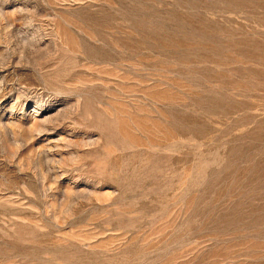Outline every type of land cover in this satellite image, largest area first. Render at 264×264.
Returning a JSON list of instances; mask_svg holds the SVG:
<instances>
[{
  "label": "rangeland",
  "instance_id": "1",
  "mask_svg": "<svg viewBox=\"0 0 264 264\" xmlns=\"http://www.w3.org/2000/svg\"><path fill=\"white\" fill-rule=\"evenodd\" d=\"M0 264H264V0H0Z\"/></svg>",
  "mask_w": 264,
  "mask_h": 264
}]
</instances>
